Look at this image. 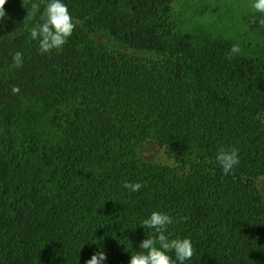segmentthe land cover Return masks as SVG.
<instances>
[{
	"label": "trees",
	"instance_id": "1",
	"mask_svg": "<svg viewBox=\"0 0 264 264\" xmlns=\"http://www.w3.org/2000/svg\"><path fill=\"white\" fill-rule=\"evenodd\" d=\"M47 2L8 0L0 19V264H129L153 211L191 239L184 264H264V19L242 17L258 38L241 40L208 30L219 14L183 27L174 0H62L77 26L42 54ZM221 146L239 149L228 175Z\"/></svg>",
	"mask_w": 264,
	"mask_h": 264
},
{
	"label": "clouds",
	"instance_id": "2",
	"mask_svg": "<svg viewBox=\"0 0 264 264\" xmlns=\"http://www.w3.org/2000/svg\"><path fill=\"white\" fill-rule=\"evenodd\" d=\"M8 0H0V19L6 15L5 5ZM251 8L256 12L264 13V0H252ZM40 11V3L34 2L31 11L27 16L35 18ZM40 21L30 29L31 40L38 41L39 51L47 54L53 50L59 51L72 36L77 22L74 21L67 5L62 0H48L44 12L40 16ZM264 23V21H262ZM242 52L239 44H233L228 53V59ZM13 68L23 66V54L17 51L13 54ZM12 94L20 93L19 86L12 87ZM216 161L220 165L224 175L231 174L234 168L240 163L239 149L235 146H221L216 154ZM141 182L125 181L122 187L130 192H138L142 187ZM174 223V217L161 212L153 211L150 216L142 221V225L153 229L156 235L148 237L140 243V249L131 255L129 264H184L190 260L195 253L190 238H169L166 235L168 226ZM170 253H174L170 255ZM107 259L104 251L93 254L86 264H104Z\"/></svg>",
	"mask_w": 264,
	"mask_h": 264
},
{
	"label": "rangeland",
	"instance_id": "3",
	"mask_svg": "<svg viewBox=\"0 0 264 264\" xmlns=\"http://www.w3.org/2000/svg\"><path fill=\"white\" fill-rule=\"evenodd\" d=\"M251 3L252 0H208L207 2H205V0H174L173 5L177 15H179L178 18L183 21V27L199 32L198 29H201V20H203L204 15L202 14V11H205V22L210 18L216 24L220 25L217 23V20L219 19L218 14L225 18L224 27L211 26L210 29L208 28L209 31L220 34L224 37L244 40L247 39V36H250L251 38L258 37L253 35L254 32L250 33L249 30L245 28L243 25L244 21H242L241 18L249 17L250 19H254V17H256L259 20L264 19V13H259L252 9ZM200 4L204 5L203 9L199 8ZM213 14L216 16H212ZM232 16L234 18H231ZM241 35H246V37L243 38ZM144 148L143 154L148 158L168 163L164 151L157 144H151Z\"/></svg>",
	"mask_w": 264,
	"mask_h": 264
}]
</instances>
